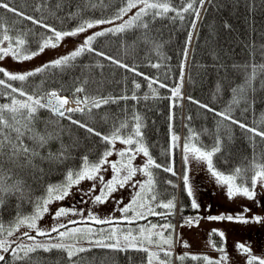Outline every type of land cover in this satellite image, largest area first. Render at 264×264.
I'll list each match as a JSON object with an SVG mask.
<instances>
[{
	"label": "snow or ice",
	"instance_id": "6c2138e0",
	"mask_svg": "<svg viewBox=\"0 0 264 264\" xmlns=\"http://www.w3.org/2000/svg\"><path fill=\"white\" fill-rule=\"evenodd\" d=\"M198 2L203 8L206 0H181V4L177 6L173 0H123V6L120 7L114 16L108 19H89L83 20L76 27L71 30H58L55 26L44 22V18H36L28 15L26 12L20 10L18 7L11 5V0H0V9H4L7 13H11L14 19L9 22L6 18H0V61H4L6 57H11L17 63L32 60L33 58L44 53L46 49H55L60 46L62 41L68 37H76L88 29L109 24L112 27L103 28L100 31L93 32L84 38L83 43L77 46L71 52L59 56L56 59L48 61L39 67L29 71L18 72L11 71L4 66H0V96H3L8 102L0 103V207L4 203L5 193L13 191H21L23 184L20 180H14L11 184L8 183L12 179L13 169H31L35 172L38 165L34 163L37 159L40 161L49 160L52 162H63L69 158L68 151L62 146L61 150L52 154L44 156L41 155L40 149H43L50 140L56 139L60 135V131L48 132L47 126L49 124L59 125V120L56 121H41L40 112L46 110L54 117L60 119H67L73 125L84 129L88 134L99 137L101 142L107 147L99 158L95 161L89 159L87 155L81 157L80 165L76 168H69L65 180L59 184H49L45 190V194L38 197L34 203V211L30 215L21 216L17 214L15 220L7 227L0 223V264H36L33 258L34 253L42 250L45 253L56 250L64 253L67 264H82V257L80 254L91 251L92 248L110 249L118 252H127L129 250L146 253V264H171V247L173 244L172 236L169 234L165 236V231L174 228L171 223H164L163 225L151 224L149 226H138L136 229H121L118 224L126 222L127 224H134L137 220H145L147 216H164L173 214L176 208L175 198L160 201L159 194L155 190L156 180L153 168L160 169L162 165L156 163L149 152V147L144 143L142 132V119L139 115L133 113V123L129 125L127 120L114 123L109 133L104 134L97 131L95 127L90 126L87 121L76 120L72 118L74 113H87L92 115L94 109H101L109 104H116L121 100H138L136 90L141 88V84L135 80L132 81V95L126 94L120 96L112 95H90L86 87L87 81H83L79 86L75 87L71 97L61 95V90L41 91L39 87L29 90L25 87L27 82L39 74L46 73L54 69H64L71 66L78 57L84 53H93L96 56L102 57L110 63L124 68L126 71L133 72L136 76H142L148 82V88L153 96L156 95L157 90L153 87L154 84L159 83L157 79H153L144 73L137 71L136 67L130 66L115 57L106 55L102 51H98L94 47V42L99 37L106 35L122 34L128 30L135 28L149 29V24L145 22V17H150L152 20L158 18H169L171 20L185 19V13L194 12L195 19L192 21V28H196V21L200 17V9L194 8V3ZM210 2V0H208ZM95 5H93L94 7ZM45 7H51L47 4V0H41L34 7V11L40 12ZM62 0H57L54 5L56 10L61 9ZM136 11L124 20V16ZM169 13L174 15L169 16ZM55 15V11L51 12ZM76 13H70L69 16H74ZM117 20L122 22L116 24ZM23 21H28L32 25L38 26L45 31L37 33L32 29L25 30L18 27ZM224 27H229L226 23ZM147 40V36L144 37ZM192 39V32H189L186 41L183 56L184 62L180 65V82L175 87L171 88L172 106L175 107L179 100L183 99L182 87L185 62L188 59L189 45ZM35 43L36 47H30L31 43ZM158 68V64L151 65ZM97 67H103L97 64ZM258 71H264V64L253 65L252 72L247 77L245 83L250 86L252 80L255 79ZM160 88L167 87L164 83H159ZM219 91V88L217 89ZM244 88L234 89V97L232 104H238L239 98L235 95L238 92H243ZM148 99L147 94L143 97ZM192 103H196L199 107L213 112L215 115L221 117L222 121L227 120L232 124H236L239 128L245 130L250 134L249 139L253 143V156L248 166L236 167L230 172H224L216 168L213 157L221 153L223 148L222 138L217 135L213 146L206 149L199 144V134L189 129L190 135L186 138L183 145V162L185 166L183 174V186L188 197L191 198V208L199 210L201 205L194 197L193 186L190 183L188 174L189 157L197 161H203L207 165L208 171L215 178L217 184L226 187V195L229 200L236 196H243L248 200H255L257 196V186L264 187V150L259 153L255 152L256 137H259L261 142H264V130L259 127H251L246 123L233 119L231 115V105L221 112H216L207 104H202L192 97H188ZM74 105L69 107L68 105ZM107 121L108 117H102ZM171 119V117H170ZM191 119V117H188ZM45 123V130H38V125ZM130 128V130H129ZM171 131V125L169 126ZM62 131V129H61ZM179 137L173 133L171 135L172 147L177 146ZM119 141L127 147L116 153L118 160L112 161L109 159L113 155L115 143ZM142 153L146 157V162L142 167H135L132 161L137 154ZM109 166L112 170V177L105 180L102 175L103 171ZM164 172L171 173L173 176L176 172L172 164L163 167ZM146 176L147 179L143 182H133V177L137 173ZM93 181L91 187L87 191L79 190L81 192V203H86L85 197L91 199L93 204H104L109 199H114V193L123 189L126 185H130L135 194L132 200L124 205L118 207L121 213L119 219L115 217L100 218L93 212L89 211L87 217L81 221H70L72 224H83L84 227L69 228L64 223L54 224L50 229H42L38 225V221L43 216L49 213V205L57 201H63L72 194V188L78 186L82 181ZM99 182V192L97 193V183ZM172 184V181H167ZM250 185V186H249ZM175 187V185H173ZM114 203L120 205L122 200H114ZM258 206L260 202L257 201ZM211 206L209 205V208ZM156 208H163L167 210L164 212H157ZM250 209L245 208L243 213L236 215L220 214L206 217L209 221H230L237 223H264V216L252 215L246 216ZM79 212L83 213V209L72 207H59L52 213L53 220L66 217L69 214L75 215ZM201 217L185 218V223L189 226L198 224ZM90 222V223H89ZM91 224L96 225H110L108 229H94ZM21 227H26L29 231L22 232L15 240L9 239L14 236ZM160 231H154L156 229ZM63 229V231L61 230ZM34 231L35 235L30 232ZM56 235L53 236L52 234ZM213 236H219L221 244L211 239ZM37 237H45L44 241L37 240ZM209 244L213 250L220 253L218 258H211L207 255L198 256L192 255L191 259L202 260L204 264H227L228 253L224 246L225 233L217 229H213L209 233ZM29 241L30 243H25ZM87 244L88 247L84 245ZM167 245V248L163 247ZM184 247H188L187 242H184ZM156 248L158 251H153ZM236 250L247 257L245 264H264V258H260L252 254L251 248L245 243H237ZM162 253V256H161ZM7 256L11 260L6 259ZM188 253L176 257V259L183 261L188 257ZM65 256H60L53 264H63Z\"/></svg>",
	"mask_w": 264,
	"mask_h": 264
},
{
	"label": "trees",
	"instance_id": "16d2710c",
	"mask_svg": "<svg viewBox=\"0 0 264 264\" xmlns=\"http://www.w3.org/2000/svg\"><path fill=\"white\" fill-rule=\"evenodd\" d=\"M40 2L41 0H11V5L38 19L43 17L45 23L55 26L58 30H71L83 20L108 19L123 6V0H62L61 9L56 10L54 5L57 0H47L50 8L45 7L40 12L34 11V7ZM173 2L177 6L181 4V0ZM194 8L200 9L195 29L192 28L194 12L185 13L183 21L167 17L156 20L145 17V22L149 24L147 30L135 28L122 34L99 37L94 42L98 51L130 66L134 65L137 71L166 84L165 88H160L159 83L153 85L157 90L155 96L142 76H136L133 72L87 52L78 57L71 66L39 74L25 85L29 90L36 87L44 92L51 88L61 90L62 94L71 97L74 88L87 81L86 87L90 95L131 96L132 81L139 82L141 88L136 90V95L140 99L121 100L116 104L94 109L91 116L77 112L72 114V118L87 121L97 131L107 134L114 123L127 120L131 125L133 113L139 115L142 119L144 143L149 147L156 163L162 165L160 169H152L156 185L163 191L172 192L173 196L174 187L164 183L171 177L163 171V167L169 164L176 165L178 155V145L172 152L170 150V125L177 136L182 127L183 140L189 137V129L199 134V144L206 149L213 146L216 136L219 135L223 148L221 153L213 157V161L217 169L226 173L238 166H248L254 152L250 134L230 121H222L221 117L192 103L188 97L209 105L216 112L224 111L231 105L233 119L264 130V71L257 72L250 86L245 83L252 72V66L264 64V0H206L203 8L198 2L194 3ZM52 11H55V15L51 14ZM70 13L76 15L70 17ZM171 15L174 14L169 13V16ZM0 18H6L9 22L16 19L4 9H0ZM226 23L229 25L227 28L224 27ZM18 27L32 29L37 33L45 31L28 21H23ZM189 32H192V39L188 46L186 69L184 68L183 99L173 107V101L169 99L170 89L180 82V65L184 62L183 50ZM145 35L147 40L144 39ZM30 47L34 49L36 44L33 42ZM97 64L103 67H97ZM153 64H158L159 67L154 68L151 66ZM0 78H3L2 74ZM241 87L244 91L235 94L239 103L232 104L233 90ZM146 94L148 99L143 98ZM6 102L8 101L0 96V103ZM105 116L108 117L107 121L102 119ZM40 119L45 122L59 120L58 126L49 124L46 130L60 131L58 138L50 140L40 149L41 155L56 154L62 146L70 155L63 162L37 159L34 161L38 165L35 172L31 169H13L12 179L8 183L20 180L23 187L21 191L3 194L0 223H3L5 228L15 220L17 214H32L33 202L45 194L49 184L64 182L68 169L78 167L82 156L87 155L90 160L95 161L107 147L99 137L88 134L67 119L52 116L46 110H41ZM38 130L44 131L45 123H40ZM255 140V152L259 153L264 150V142H261L259 137ZM171 180H174V177ZM180 200V221L186 216L198 215L189 205V199L183 190ZM184 200L186 208H182ZM213 239L218 246L221 244L219 236H213ZM32 255L36 264H53L60 256H65L56 250L49 253L40 250ZM80 255L82 264H146V253L133 250L118 252L92 248L91 251ZM6 259L11 260V257L6 254ZM176 261L177 264H204L202 260H192L191 256L183 261ZM63 264H67L66 256Z\"/></svg>",
	"mask_w": 264,
	"mask_h": 264
},
{
	"label": "rangeland",
	"instance_id": "374dc122",
	"mask_svg": "<svg viewBox=\"0 0 264 264\" xmlns=\"http://www.w3.org/2000/svg\"><path fill=\"white\" fill-rule=\"evenodd\" d=\"M136 9H133L132 12L128 13V15L124 16V20H127L130 15H132ZM121 20H117L115 23H121ZM113 25L104 24L92 29H88L86 32L79 34L76 37H68L65 38L64 41L60 44L59 47L55 49H46L44 53L41 55L33 58L29 61H24L23 63H17L12 60L11 57H6L4 61H0V66H4L11 71H18L24 72L32 70L36 67L41 66L48 61L56 59L59 56H63L72 50H74L77 46L83 43V40L86 36L91 35L93 32L100 31L103 28L112 27ZM185 141L182 143L180 142V150L181 155L179 154V158H182L183 164V174L185 170L184 162H183V145ZM127 146L121 144L119 141L115 143V147L113 150V155L109 157L110 160L115 161L118 160L119 157L116 155L117 152L124 150ZM170 150L173 151L172 141H170ZM136 156H140L142 158L144 155L142 153L137 154ZM132 165L135 166L136 164L132 162ZM144 162H141L140 166H143ZM107 169L103 171L102 175L104 176L105 180H108L112 177L113 173L109 166H105ZM173 169L177 172L178 163L173 165ZM169 174V173H168ZM188 174L190 183L193 186L194 197L197 202L201 205V208L197 210V214L201 219L199 220L198 224H193L189 226L185 223V219L179 224L178 227L174 223V227L176 232L173 230L171 233H167L165 231V236L169 234L172 236L173 244L171 247L172 255L175 254L176 256H182L185 253H188L190 256L198 255L203 256L207 255L211 258H218L220 253L213 250L211 245L209 244V233L213 229H217L219 231L225 232V241L224 246L228 253V262L227 264H245L247 257L245 255H241L236 250V244L245 243L250 246L252 254L256 255L260 258H264V223H237V222H230V221H209L206 217L211 215H220V214H231L236 215L238 213H243L245 208L250 209L248 213H245L246 216L252 215H260L264 216V187L257 186V196L255 200H248L243 196H236L232 200H229L226 195V187L217 184L215 178L211 175V173L207 169L206 163L203 161H197L192 159L191 156L189 157L188 163ZM171 175V174H169ZM182 175V174H181ZM179 173L177 172V177ZM176 177V179H177ZM183 177V175H182ZM138 176L136 175L133 177V182L136 181ZM173 178V177H171ZM182 179V178H181ZM174 181V180H172ZM93 181H82L78 186L72 188V194L67 197L63 201H57L49 205V213L45 214L42 219L38 221V225L42 229H50L54 224L64 223L69 228L72 227H84L83 224H72L69 223L70 221H81L84 217H87L88 212L91 211L100 218H108V217H115L119 219L121 217V213L116 210L118 207H123L124 205L128 204L134 194L135 190L130 186L126 185L123 189H120L116 193H114V199H109L104 204H93L91 199L84 198L87 200L86 203H81V192L79 190L87 191ZM97 193L99 192V182L97 181ZM184 189L183 186V179L181 189ZM177 193V192H176ZM185 195L187 196L185 190ZM189 198V197H188ZM158 199L160 201H167L163 195H159ZM114 200H122L120 205L114 203ZM180 200V198H179ZM257 201L260 202L258 206ZM189 205L190 198H189ZM209 205L211 206L209 208ZM75 206L77 209H83V213L72 215L69 214L66 217L59 218L58 220H53L52 213L59 208V207H72ZM187 204L184 200L182 208H186ZM157 212H163V208H156ZM175 217H178V211L174 214ZM188 218V217H187ZM180 221V219H179ZM178 221V222H179ZM90 223V222H89ZM164 223H169V221L162 217V216H148V223L139 221L137 223L138 226H149L151 224L163 225ZM134 224H127L126 222H122L118 225L121 229L131 228ZM91 227L94 229H108L111 227L110 225H96L91 224ZM177 227V229H176ZM63 231V229H61ZM29 231L26 227H21L18 232L14 234V236L10 237L9 239L15 240L17 237L20 236L22 232ZM154 231H160V229H156ZM167 233V234H166ZM31 235H35V232H30ZM53 236L56 234L53 233ZM45 237H37V240L44 241ZM212 239V237H211ZM213 240V239H212ZM184 242H187L188 247H184ZM25 243H30L29 241L25 240ZM222 243V242H221ZM85 247L88 245L85 244ZM163 247L167 248V245ZM153 251H158V249L153 248ZM162 256V253H161ZM172 262V261H171ZM154 264H157L154 261Z\"/></svg>",
	"mask_w": 264,
	"mask_h": 264
},
{
	"label": "crops",
	"instance_id": "0c3cea01",
	"mask_svg": "<svg viewBox=\"0 0 264 264\" xmlns=\"http://www.w3.org/2000/svg\"><path fill=\"white\" fill-rule=\"evenodd\" d=\"M132 162H134L136 164L135 167H137V168L141 167L140 164H139V160L138 159L135 158ZM136 175L138 176V178L136 179V181L143 182L146 179V176L142 175L139 172Z\"/></svg>",
	"mask_w": 264,
	"mask_h": 264
},
{
	"label": "bare ground",
	"instance_id": "6f19581e",
	"mask_svg": "<svg viewBox=\"0 0 264 264\" xmlns=\"http://www.w3.org/2000/svg\"><path fill=\"white\" fill-rule=\"evenodd\" d=\"M68 106H69V107H72V106H74V105H71V104H70V105H68Z\"/></svg>",
	"mask_w": 264,
	"mask_h": 264
},
{
	"label": "water",
	"instance_id": "95a60500",
	"mask_svg": "<svg viewBox=\"0 0 264 264\" xmlns=\"http://www.w3.org/2000/svg\"><path fill=\"white\" fill-rule=\"evenodd\" d=\"M64 96V95H63Z\"/></svg>",
	"mask_w": 264,
	"mask_h": 264
}]
</instances>
